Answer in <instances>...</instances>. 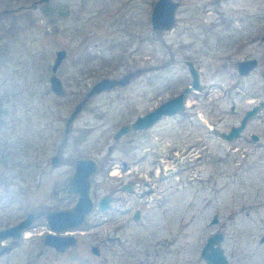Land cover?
<instances>
[{
    "label": "rangeland",
    "instance_id": "1",
    "mask_svg": "<svg viewBox=\"0 0 264 264\" xmlns=\"http://www.w3.org/2000/svg\"><path fill=\"white\" fill-rule=\"evenodd\" d=\"M35 1L0 0V228L38 205L73 204L77 195L60 197L56 189L80 154L99 162L96 196L124 201L90 213L63 251L42 242L49 226L37 218L0 264H209L200 251L216 230L228 264H264V106L243 137L221 134L252 100L264 99V0H178L170 29L152 27L155 0ZM61 48L60 95L49 75ZM251 53L253 72L228 73L227 60ZM188 59L200 82L186 95L181 128L175 115L116 137L122 123L190 84ZM127 71L129 83L89 98L62 142L66 118L88 87ZM233 84L239 93L227 95ZM255 87L257 96L247 94ZM130 180L131 190L114 191Z\"/></svg>",
    "mask_w": 264,
    "mask_h": 264
},
{
    "label": "water",
    "instance_id": "2",
    "mask_svg": "<svg viewBox=\"0 0 264 264\" xmlns=\"http://www.w3.org/2000/svg\"><path fill=\"white\" fill-rule=\"evenodd\" d=\"M48 0H40L44 2ZM177 1L175 0H155L153 3L150 20L152 27L155 29H170L175 25V9ZM264 40V33L262 35ZM66 55V50L61 48L55 53V58L52 64V73L49 75V82L51 89L57 94H64L66 89L62 83L60 77L56 74V69L61 60ZM255 58L242 59L238 62L239 70L242 72L248 71L256 64ZM189 71L191 74V82L184 87L178 93L173 94L169 98L158 103L152 109L139 114L134 120L129 123L122 124L115 136L118 137L121 134L127 132L131 127L143 128L150 126L156 120H158L163 114H173L182 109L186 104V92L189 89H195L199 86V74L196 67L191 61H187ZM133 73L131 71L126 72L119 76H103L94 81L88 89L85 91L83 97L77 101L71 112L68 114L65 126L63 141L67 139L68 133L72 128V121L82 109L83 105L89 100L92 95H95L103 90L114 89L116 87L126 85ZM262 101L261 104H263ZM253 110H248L245 116L242 118L238 125H233L228 131L223 132V135L230 139L237 135L244 127L247 117ZM255 138L258 135L254 134ZM62 141V142H63ZM53 163L59 162L58 154H54ZM98 160L92 155H78L75 158V167L71 172L66 182L56 189L57 194L61 196L77 195V198L73 204L65 207L55 208L53 206L38 205L29 210L24 217L19 221L0 228V238L8 235H13L18 238L26 227L40 216H44L48 223L49 230L44 234V243L54 246L58 250H64L66 247L74 245L76 237L72 234V230L75 227L85 225L89 220V213L95 204V180L93 175L98 171ZM111 197L108 194L100 196L97 200V205L104 209L108 207ZM138 219V215L135 216ZM218 217L215 214L212 221H217ZM223 239L222 231H213L206 238L202 245L200 255L209 264H228V258L224 253V248L221 245ZM260 241H264V233L260 236ZM91 249L94 253H99V247L92 245Z\"/></svg>",
    "mask_w": 264,
    "mask_h": 264
},
{
    "label": "flooded vegetation",
    "instance_id": "3",
    "mask_svg": "<svg viewBox=\"0 0 264 264\" xmlns=\"http://www.w3.org/2000/svg\"><path fill=\"white\" fill-rule=\"evenodd\" d=\"M39 2H40V0H38ZM38 1H35V3H34V6L36 5V3L38 2ZM49 1V0H48ZM175 1H177V5H176V8L178 7V5H179V1L178 0H175ZM44 2H46V1H44ZM176 10V9H175ZM151 13V12H150ZM175 20H176V18H175ZM175 24H176V22H175ZM263 35V34H262ZM262 35H261V37H262ZM248 39H246L245 41H244V43H239V46L241 47V46H243V45H246L247 43H245L246 41H247ZM231 53H230V55L228 56V58H231ZM247 58H255L257 61H256V64L253 66V67H251L248 71H246V72H242V71H240L239 70V64H238V62L240 61V60H242V59H247ZM187 61H191L192 62V64L194 65V62L192 61V60H190V59H188ZM187 61H186V63H187ZM227 63H228V68H229V71H228V73L230 74V75H236V74H238L239 76H247V75H249L251 72H253V70L258 66V59H257V57L256 56H254L252 53L251 54H249V55H246V56H243V57H239V58H237L234 62H231L230 60H227ZM187 65H188V63H187ZM195 67H196V69L198 70V74H199V69H198V67L196 66V65H194ZM188 69H189V67H188ZM127 72H129V71H127ZM190 72V71H189ZM126 73V72H125ZM133 73V72H132ZM124 74V73H123ZM122 75V74H121ZM133 76V75H132ZM131 76V77H132ZM131 79V78H130ZM200 80V79H199ZM130 81V80H129ZM191 82V81H190ZM129 83V82H128ZM189 85V84H188ZM122 86H124V85H122ZM187 86V85H186ZM186 86H184V87H186ZM183 87V88H184ZM182 88V89H183ZM181 89V90H182ZM180 90V91H181ZM232 90H234L235 91V85L233 84L231 87H229L227 90H226V94L227 95H229V94H231L232 93ZM104 91V90H103ZM190 91V89L185 93L186 95H187V93ZM233 91V92H234ZM102 92V91H101ZM179 92V91H178ZM177 92V93H178ZM100 93V92H99ZM235 93H239V91H235ZM257 91H256V87L255 88H253V90H251L249 93H247V94H249V95H251V94H253L254 96H257ZM185 95V96H186ZM187 97V96H186ZM167 98H169V97H167ZM166 98V99H167ZM254 99V98H253ZM163 100H165V99H163ZM162 100V101H163ZM162 101H160V102H162ZM262 101H264V99L263 98H260V99H254V100H252V102H251V104L249 105V106H247V107H245L244 109H243V111L241 112V114L239 115V118H238V120L237 121H234V122H232L231 124H230V126H229V128H228V130L233 126V125H238L240 122H241V120H242V118L245 116V114H246V112L248 111V110H253L252 111V113L247 117V119H246V122H245V125H244V127L240 130V132L237 134V135H235V136H233L232 138H230V139H228V138H226L224 135H223V132H226V131H221V134L223 135V137H225L226 139H228V140H232V139H234V138H239V137H243L244 136V129L246 128V125L248 124V122L250 121V119L253 117V116H255L256 114H258L259 113V111H260V109L264 106V103L263 104H261L262 103ZM159 102V103H160ZM158 104V103H157ZM156 104V105H157ZM155 105V106H156ZM186 105V104H185ZM184 105V106H185ZM154 107V106H153ZM153 107H151L150 109H152ZM150 109H148V110H150ZM230 109H231V111L232 112H236L237 113V111H236V107H235V104L234 103H232L231 104V106H230ZM147 110V111H148ZM182 111H183V108L182 109H180V110H178L177 112H175V113H173V114H163L158 120H160V119H162V118H164V117H170V116H175V115H179V117H178V124L180 125V128H181V114H182ZM146 112V111H145ZM79 113V112H78ZM144 113V112H143ZM238 113H240V112H238ZM140 114H142V113H140ZM139 115V114H138ZM137 115V116H138ZM136 118V117H135ZM134 119H132L130 122H125V123H131L132 121H133ZM158 120H156L153 124H155ZM122 124H124V123H122ZM121 124V125H122ZM153 124H151L150 126H147V127H143V128H133V127H131L127 132H137V131H146V130H148V129H150L152 126H153ZM120 125V126H121ZM119 126V127H120ZM118 127V128H119ZM118 130V129H117ZM117 130H116V132H117ZM227 130V131H228ZM116 132H115V134H116ZM126 133V132H125ZM254 134H256V135H258V133L257 132H255V131H250V133H249V138L250 139H252V140H259L260 138H259V136L260 135H258V138H255L254 137ZM122 135V134H121ZM63 141V140H62ZM66 141V140H65ZM64 142V141H63ZM175 146H177V145H175ZM53 155L54 154H52L51 155V162H52V164H54L53 163V159H52V157H53ZM80 155H87V154H80ZM78 156V155H77ZM76 158V157H75ZM177 161V159H175V162ZM158 163H159V161H157ZM99 163V162H98ZM171 163V161L169 162L168 161V164H170ZM131 164V162H128V161H123L122 162V166L124 167V166H127V165H130ZM167 165H165V167H166ZM74 167H75V160H74ZM172 168V167H171ZM74 169V168H73ZM99 169V168H98ZM165 174V173H164ZM164 174H162V175H164ZM163 177H166V175L165 176H163ZM133 185H134V181L133 180H130V182H128V183H123V184H121V186L120 187H118L117 189H115L114 191H118V190H120V188L121 189H127L128 191L129 190H131L132 188H133ZM54 190V189H53ZM104 194H108L110 197H111V199H110V203H109V205H108V207H106V208H104V209H101L98 205H97V200L100 198V196H102V195H104ZM116 201H120V202H123L124 201V199H123V196L122 195H112L111 193H107V192H104V193H101L98 197L96 196V193H95V204H94V207H93V209L91 210V212L90 213H102V212H104V211H106V210H108V209H116V205H115V202ZM47 206H49V205H47ZM124 211L125 212H127V211H129V207H127V208H124ZM90 213H89V215H90ZM141 213H142V208L141 207H139V206H136V207H134V209H133V211H132V213H131V216H132V218L133 219H135V216L136 215H138V219L140 218V215H141ZM41 217V216H40ZM42 217H44L43 215H42ZM39 218V217H38ZM45 218V217H44ZM138 219H135V220H138ZM20 220V219H19ZM18 220V221H19ZM46 220V219H45ZM36 219L30 224V226H28V227H26L24 230H22V233L20 234V236L18 237V238H15L13 235H8V236H5V237H1L0 238V259L5 255V254H7L8 252H11L17 245H18V243L27 235L26 233H25V230L27 229V228H29V227H32V226H34L35 224H36ZM5 227V226H4ZM76 228V227H75ZM75 228H73V230L75 229ZM49 230V229H48ZM47 230V231H48ZM47 231H45L44 233H39L40 234V237L42 238V242L44 243V240H43V237H44V234L47 232ZM72 232V231H71ZM72 234H74L73 232H72ZM75 235V234H74ZM75 237H76V235H75ZM76 242H77V237H76ZM75 242V243H76ZM44 244H46V243H44ZM48 247H50V248H53V249H55V250H57V251H63V250H58V249H56L54 246H52V245H49V244H46ZM72 246V245H71ZM71 246H69V247H71ZM69 247H66L65 249H67V248H69ZM64 249V250H65Z\"/></svg>",
    "mask_w": 264,
    "mask_h": 264
},
{
    "label": "bare ground",
    "instance_id": "4",
    "mask_svg": "<svg viewBox=\"0 0 264 264\" xmlns=\"http://www.w3.org/2000/svg\"><path fill=\"white\" fill-rule=\"evenodd\" d=\"M25 233H26V234H29V232H28V230H27V229L25 230Z\"/></svg>",
    "mask_w": 264,
    "mask_h": 264
}]
</instances>
